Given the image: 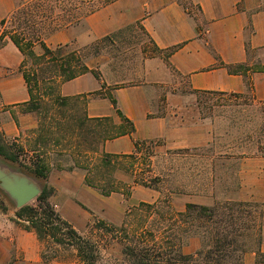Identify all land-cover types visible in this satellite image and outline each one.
Listing matches in <instances>:
<instances>
[{
	"label": "crops",
	"instance_id": "1",
	"mask_svg": "<svg viewBox=\"0 0 264 264\" xmlns=\"http://www.w3.org/2000/svg\"><path fill=\"white\" fill-rule=\"evenodd\" d=\"M30 1L0 0V22ZM138 25L160 50L176 49L168 60L147 58L138 81L123 86L113 80L110 62L102 54L86 60L90 72L59 87L62 97L86 99L89 118H110L119 125L120 117L106 94L112 88L118 108L136 130L132 136L106 141L104 153L132 155L136 142L162 141L168 150L208 145L212 141L210 125L199 118L182 122V116L189 113L183 108L196 102V95L185 90L250 94L264 102V72L257 69L264 68V0H116L44 42L50 48L69 44L81 50ZM23 61V54L9 39L0 44V129L8 140L38 129L35 114L20 110L30 100L20 71ZM235 66L250 69L247 75L230 72L228 68ZM168 90L162 106V93ZM245 160L243 179L256 192L240 200L264 203V157ZM69 172L66 174L75 176L76 185L84 181L85 176L75 169ZM14 219L0 209V264H44L42 243Z\"/></svg>",
	"mask_w": 264,
	"mask_h": 264
},
{
	"label": "rangeland",
	"instance_id": "2",
	"mask_svg": "<svg viewBox=\"0 0 264 264\" xmlns=\"http://www.w3.org/2000/svg\"><path fill=\"white\" fill-rule=\"evenodd\" d=\"M11 26L8 24V27ZM53 34L50 33V27L46 26L42 38L45 41ZM102 48L101 55H106L110 62L113 80L123 86L138 81L137 74L142 71L147 58L160 56L166 59V54L157 52L150 37L138 26L125 32L113 46L105 45ZM35 52L42 53L39 45ZM92 52L93 49H88L85 53ZM111 89L110 87L106 94H110ZM169 91L162 93V106L166 104L164 97ZM43 92L51 94L52 90L45 86ZM184 93L193 94L189 90ZM54 98L55 96H49L45 99L39 114H35L38 128L44 118H47V131L51 128L49 134H45L50 142L47 141L44 144L46 146L41 147L53 170L49 178L42 181V185L44 188L47 186L54 189L50 203L61 217L81 237L97 244L100 251L97 264L122 263V242L126 239L121 228L129 236L150 231L160 239L171 241L170 236L176 232L172 221L176 220L178 213L186 210L188 204L214 206L228 201L240 202V198L248 199L256 192V188L248 186L243 179L242 164L246 158L260 156L255 147H248L247 136L263 125L264 102L252 99L250 94L243 98L212 94L194 96L196 102L183 108L189 113L185 115L186 118L182 116V122H196L199 118L201 123H207L211 128L212 141L200 148L179 150L164 148L162 141L143 144L136 157L119 159L114 171L109 170L107 175L104 173L106 179L102 178V182L107 183L113 178L121 189L120 193L109 197L88 187L84 181L76 185L75 176L66 174L71 173L68 170L75 167V162L79 161L85 166L88 158L92 163L99 161L103 154L104 140L100 137L102 128H96L95 124L89 134L85 130L82 135L79 126L86 114V102L72 97L67 105L58 107ZM20 110L25 111L26 107ZM105 124L110 134L114 135L116 130L112 129L113 124ZM36 132L22 134L17 140H8L0 129V137L30 150L38 138ZM75 171L85 176L84 170L77 168ZM128 192L131 194L127 195ZM2 194L6 197L7 212L15 217L17 209L3 192ZM32 204H36V200L29 205ZM143 204L158 207L149 210ZM115 228L118 231L113 232ZM61 236L60 234L59 237L64 238ZM116 236L119 238L116 239ZM70 244V241H66L65 245L58 246L51 240L42 244V250L46 252L44 264H82L77 250ZM201 247V239L191 236L182 247V252L191 255ZM262 251L264 252V233ZM255 260L256 255L251 252L246 255L244 262L254 264Z\"/></svg>",
	"mask_w": 264,
	"mask_h": 264
},
{
	"label": "trees",
	"instance_id": "3",
	"mask_svg": "<svg viewBox=\"0 0 264 264\" xmlns=\"http://www.w3.org/2000/svg\"><path fill=\"white\" fill-rule=\"evenodd\" d=\"M115 1L32 0L21 4L8 19L0 22V44L3 46L6 39H9L24 56L20 71L30 96V100L25 106L26 112L39 114L42 102L49 96H55L54 101L58 107L67 105L72 99L60 95V85L90 72L86 60L101 55L102 46H113L133 26L115 32L81 50L75 49L69 44L60 45L55 49L48 47L42 38L44 28L50 27L52 34L79 25L88 16ZM8 24L12 25L11 28L8 27ZM138 27L144 31L140 25ZM151 42L157 52L166 54V60L176 50L171 48L162 51L156 47L152 40ZM37 45L42 49L41 54L35 52ZM88 49H93V52L86 54ZM228 69L232 73L247 75L250 68L235 66ZM257 69L264 72V68L258 67ZM94 75L100 78L98 72H94ZM45 86L51 88V94L43 92ZM193 94L198 97L204 94L229 95L235 98L246 97V94L219 92L195 91ZM107 96L116 109L121 123L117 125L110 118H89L86 113L79 126L82 135L85 130L87 131L86 134H89L95 124L96 128H102L100 137L104 140L103 144L108 140L122 136H132L136 130L134 123L126 118L118 108L113 95L110 93ZM251 97L254 99L253 95ZM83 100L86 102V99ZM198 102L200 103L199 98ZM43 120L36 132L38 138L35 145L30 150L0 137V158L18 167L26 174L45 181L49 178L53 166L47 160L46 152L41 147L46 146L44 144H47V141L50 142L45 138V134L48 135L51 129L49 127L47 131V118ZM105 123L113 124L112 129L116 130L114 135L110 134ZM247 141L250 149L255 147L256 153L264 157V122L259 130L247 136ZM143 144L146 143L136 142V152L132 155L116 156L102 151L103 154L98 162L92 163L88 158L91 162L87 159V165H81L78 161L75 162V167L68 171L77 168L84 170V183L90 188L97 189L103 196L109 197L114 193H120L121 189H119L118 182L113 178L107 183L104 180L102 182V178L106 179L104 173L107 175L109 170L114 171L117 168V160L136 157L135 155L139 153ZM53 193L54 189L46 186L41 195L37 197L36 204L27 205L17 210L16 219L13 221L26 232H34L42 244L51 240L53 244L62 246L66 244V241H70V245L77 250L82 264H97L100 253L99 247L92 240L81 237L72 225L61 217L50 203ZM130 194L128 192L127 195ZM5 203L6 197L0 192V208L3 212L8 211ZM143 205L145 206V204ZM145 207L150 210L157 209L158 206L146 205ZM172 222L176 232L170 236L171 241H167L166 238L160 239L150 231H142L129 236L126 234V230L121 228L120 231L124 232V239H126L125 242H122L124 244L122 246L123 260L121 264H245V257L251 252L256 255L254 264H264V252L262 251L264 203L228 201L214 206L188 204L186 210L178 213L176 220ZM112 231L115 232L118 229L115 228ZM60 234L64 238H60ZM191 236H198L201 239L202 247L194 254L185 255L182 252V247ZM118 238L116 236V239ZM45 253V251L42 252L43 260H45Z\"/></svg>",
	"mask_w": 264,
	"mask_h": 264
},
{
	"label": "water",
	"instance_id": "4",
	"mask_svg": "<svg viewBox=\"0 0 264 264\" xmlns=\"http://www.w3.org/2000/svg\"><path fill=\"white\" fill-rule=\"evenodd\" d=\"M0 190L19 210L35 201L44 187L42 180L11 167L0 159Z\"/></svg>",
	"mask_w": 264,
	"mask_h": 264
}]
</instances>
